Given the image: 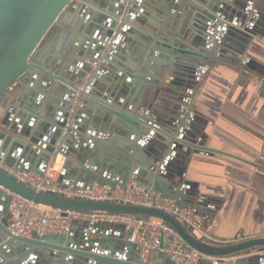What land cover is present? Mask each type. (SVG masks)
Listing matches in <instances>:
<instances>
[{"label": "water", "instance_id": "water-1", "mask_svg": "<svg viewBox=\"0 0 264 264\" xmlns=\"http://www.w3.org/2000/svg\"><path fill=\"white\" fill-rule=\"evenodd\" d=\"M80 1L90 3L96 12H89L88 24L77 21L75 28L92 35L94 42L75 53L73 64L77 69L58 64L54 57L43 64L41 60L45 55L39 52L41 45L67 12L77 10ZM144 2L0 0V105L19 80L37 82L42 75L45 83L33 90L32 96L37 97L38 92L59 83L61 86L56 89L62 98L59 105L52 106L56 120L47 131L46 125L36 121L41 109L35 102L36 107L29 111L31 116L22 114L14 122L13 135L7 137L0 132V264H149L136 244L105 233L110 223L74 219L67 233L33 237L13 234L8 229V216L15 196L60 209L64 217L69 216L67 211H74L161 220L203 255L198 264H264V237L224 244L198 237L175 215L160 208L37 192L18 176L29 172L40 174L52 157L62 154L69 158V164L75 159L94 164L95 172L79 165L73 169L74 178L86 189L94 183L111 192L147 188L156 197L191 207L197 215L209 210L208 201L198 195L197 185L186 180V172L194 155L222 152L206 146L204 127L199 116L187 108L189 103L185 98L191 97V90L195 89L207 66L213 69L225 59V54L235 58L243 55L255 38L264 37V0H221L218 7L207 6L203 0H186L200 12L199 18L193 24L182 26L178 34L186 40L179 50L187 54L188 61L174 65L162 63V67L143 66L146 72L155 73V69L160 68L162 75L171 76L167 87L155 83L153 88L152 83H145L135 96L128 87L121 89L114 82H102L100 70L110 65V58L117 53L121 40L132 43L133 47L139 45L135 51L151 50L148 39L137 34L136 28L129 23V20L145 23L146 18L139 13V4ZM145 4L155 9L149 2ZM82 7L83 13L87 12L86 4ZM165 47L172 48L167 44ZM240 65L257 69L256 63L250 64L244 59ZM121 90H126L125 96H119L117 102L123 105L126 99L131 101L128 103L130 113L106 102L109 95L112 97ZM94 94L101 98L93 97ZM141 96L143 99L139 103ZM83 110L95 113L96 127L97 120L99 124L102 121L116 123L118 130L131 139L128 161H106L100 148L89 144L88 129L79 123ZM1 124L11 126L9 120ZM45 131L43 143L39 139ZM39 161V168H35ZM161 181L167 188L160 184ZM158 258L155 264H178L166 252H160Z\"/></svg>", "mask_w": 264, "mask_h": 264}, {"label": "crops", "instance_id": "crops-1", "mask_svg": "<svg viewBox=\"0 0 264 264\" xmlns=\"http://www.w3.org/2000/svg\"><path fill=\"white\" fill-rule=\"evenodd\" d=\"M146 1L155 9L147 7ZM203 1L207 6L218 7L222 4L221 0ZM145 2L139 4V13L146 18L145 23L131 20L129 23L136 28L137 34L148 39L151 50L135 51L137 47L140 48L139 45L133 47L132 43L121 40L117 53L110 58V65H104L100 70L102 82H114L120 85L121 89L128 87L134 91L135 96L139 95L145 83H152L153 88L155 83L159 87H167L171 76L162 75L160 68L155 69V73L146 72L143 66L162 67V63L174 65L188 61L187 54L179 50L186 44V40L178 36L179 30L184 25L193 24L200 14L199 10L186 3V0ZM85 4L88 9L83 13L82 6ZM89 12L95 13L96 8L90 3L80 1L76 11L67 12L61 18L57 28L39 49V52L45 55L41 60L43 64L49 63L54 57L58 59V64H67L77 69L78 66L73 64L75 53L93 43L94 38L86 34L85 30L76 29L75 24L77 21L88 24ZM165 44L172 48L165 47ZM224 57L225 59L213 69L204 67L200 81L195 85V89L191 90L193 94L185 98L189 103L187 108L199 116L204 127L206 146L222 152L210 156L194 155L186 172V180L196 184L199 197L209 203V210L196 215L210 228V233L219 242L233 240L239 234L250 238L264 237V37L255 38L243 55L235 58L225 54ZM243 59L250 64L256 63L257 69L252 70L240 65ZM43 77L42 75V79L37 82L21 79L9 90L0 105L1 133H5L7 137L13 135L15 130L12 125L22 114L31 116L29 111L36 107L35 102L41 109V112L36 114L37 123L46 125L47 131L51 123L55 122L56 116L51 110L52 106L62 102L56 89L61 85L54 83L49 90L38 92L37 97L32 96L33 90L39 89L41 84L45 83ZM124 91L126 90L118 91L112 97L109 95L106 102L130 113L128 103L131 104V101L126 99L123 105L117 102L119 96H125ZM92 96L101 98L97 94ZM83 111L79 123L81 127L88 129L89 144L100 148L106 161H128L131 139L118 130L116 123L111 122V125L102 121V124H99L97 120L96 127L95 113ZM7 120L11 126H2L1 123ZM46 131L39 139L41 142L43 138L46 139ZM49 162H54L59 169L60 183L76 189H86V186L73 176V169H77V165L95 172L94 164L77 159L69 164V158L62 154L52 157ZM40 164L41 161L35 168H39ZM160 184L167 188L163 181ZM105 233L112 238L136 244V232L124 224H110L105 227ZM168 242L169 238L165 237V243ZM200 261L201 259L196 264ZM156 262H159V258Z\"/></svg>", "mask_w": 264, "mask_h": 264}, {"label": "built area", "instance_id": "built-area-1", "mask_svg": "<svg viewBox=\"0 0 264 264\" xmlns=\"http://www.w3.org/2000/svg\"><path fill=\"white\" fill-rule=\"evenodd\" d=\"M20 180L37 192L55 193L65 198L81 197L93 200H119L152 206L163 209L175 215L182 223L193 230L198 236L208 240H215L210 228L197 217L194 209L177 204L175 201L156 197L151 189L131 188L117 189L111 192L108 188L95 184L90 189H76L60 183L59 169L54 162H49L42 173L29 172L18 175ZM37 204L33 201L15 196L9 213L8 229L15 235L33 237L48 233H67L71 221L76 219L87 222H105L110 224H124L136 232V246L144 261L155 264L160 252H166L178 264H196L203 255L190 247L178 234L161 220H143L135 217L111 215L106 212H74ZM165 237L169 238L168 244ZM252 239L239 234L233 240L220 242L224 244L240 243ZM219 242V241H217ZM164 245V249L161 247Z\"/></svg>", "mask_w": 264, "mask_h": 264}, {"label": "flooded vegetation", "instance_id": "flooded-vegetation-1", "mask_svg": "<svg viewBox=\"0 0 264 264\" xmlns=\"http://www.w3.org/2000/svg\"><path fill=\"white\" fill-rule=\"evenodd\" d=\"M8 220H9V216H8Z\"/></svg>", "mask_w": 264, "mask_h": 264}]
</instances>
